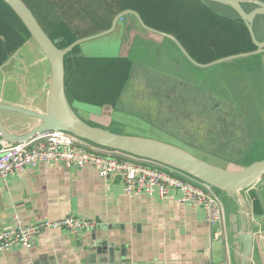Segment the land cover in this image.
I'll return each mask as SVG.
<instances>
[{
	"label": "crops",
	"instance_id": "crops-1",
	"mask_svg": "<svg viewBox=\"0 0 264 264\" xmlns=\"http://www.w3.org/2000/svg\"><path fill=\"white\" fill-rule=\"evenodd\" d=\"M118 27L119 31L107 38L108 48L103 49L105 53H91L81 47L74 58L130 61L128 56L132 53V48L128 51L129 47L124 49V46L129 43L126 36L131 31L137 34L133 43L135 40L143 43L148 41L146 44L149 49L153 51L157 46L155 51L159 54L164 39L143 34L137 25H133L129 20H123ZM126 28L131 30L123 32ZM168 44L167 53L176 54L172 51L175 45L172 43L173 47L171 43ZM109 50L114 52L110 53ZM163 61L169 62L183 74V77L178 78V91L194 92L201 96L203 89L199 85L200 78L189 69L198 67L184 58L183 61L176 59L175 55L171 58L163 56ZM130 62L132 68H137L135 62ZM31 67L37 71L33 76L28 75ZM69 76L67 73L66 81ZM1 78V103L41 112L45 110L48 65L40 53H36L35 59L25 65V74L20 73V79L14 85L7 84L2 75ZM128 83L129 81L121 88L114 105L93 104L77 99L67 89L66 92L75 111L85 121L113 132L129 133V124L123 120V116H133L121 111L118 105ZM135 118L141 121L137 123L138 126H145L141 119ZM1 119L7 127L16 131L23 130L27 123L8 113L1 114ZM138 126L135 125L134 132L140 130ZM149 127L151 126L148 124L147 128ZM82 144L97 153H108L89 143ZM234 155L238 159H226L223 152L212 154L211 157L216 165L228 170H236L257 161L244 162L248 152L242 154L239 151ZM118 156L135 162H147L122 154ZM260 185L257 184L246 192L254 207L255 203L258 206L259 203L264 204V199L261 202L258 193ZM223 210V223L211 226L204 211L179 203L177 193H171L164 200L147 196L129 199L123 194L118 177L99 178L90 167L79 169L57 164H39L25 171L12 173L4 179L0 178V232L12 225L14 217H19L25 224L74 217L87 220L92 226L78 233L64 229L43 231L35 237L30 249L14 245L7 251H0V264H31L36 261L47 264H89V247L102 240L114 242L116 247H125L126 257L131 259L133 264H202L205 261L212 264H234L231 260L224 206ZM94 236L97 238L92 241ZM254 247V261L264 264V230L255 236Z\"/></svg>",
	"mask_w": 264,
	"mask_h": 264
},
{
	"label": "water",
	"instance_id": "water-1",
	"mask_svg": "<svg viewBox=\"0 0 264 264\" xmlns=\"http://www.w3.org/2000/svg\"><path fill=\"white\" fill-rule=\"evenodd\" d=\"M1 1L16 15L28 32L29 38L0 66V77L2 75L7 84L14 85L20 79V73L25 74V65L35 59L36 53H40L48 65V81L43 112L0 102V151L28 143L45 133L64 132L99 149L154 163L184 175L211 189L224 206L233 263L257 264L254 261L256 255L254 244L255 236L263 233L264 230V206L259 203L260 210L256 211L246 192L260 181H264V159L236 170H228L216 165L215 161L203 156L201 158L195 156L189 151L193 150L192 148L165 143L154 136L143 135L141 132H113L85 121L75 111L66 92L65 58L75 48L80 49L83 44L113 36L119 31L118 26L123 20L132 21L133 25L135 23L147 36L153 35L158 39L172 42L183 56L198 68H209L225 61L258 55L264 52V40H257L254 22L258 17H264V2L261 0H193L207 7H209L207 3H215L234 11L247 29L256 48L251 52L200 64L190 57L174 36L147 26L138 12L132 9L116 14L108 29L79 38L63 48H58L63 39L51 40L23 0ZM244 5H252L253 9L246 11ZM124 30L129 32L131 29ZM103 42L107 46L106 41ZM159 54H161L160 51ZM128 58L135 62L132 54ZM163 63L167 67L176 68L167 61ZM36 72L35 68L31 67L28 75L33 76ZM3 113L16 115L25 120L27 123L24 129L16 131L7 127L1 119ZM96 238L97 236H94L92 241ZM89 248L91 252L88 257L89 264H133L131 259L126 257L125 247H116L114 242L102 240ZM31 264L47 263L36 261ZM202 264L212 263L205 261Z\"/></svg>",
	"mask_w": 264,
	"mask_h": 264
},
{
	"label": "rangeland",
	"instance_id": "rangeland-1",
	"mask_svg": "<svg viewBox=\"0 0 264 264\" xmlns=\"http://www.w3.org/2000/svg\"><path fill=\"white\" fill-rule=\"evenodd\" d=\"M197 9L182 0H159L158 6L161 18H175L170 23L167 20L169 28L183 24L198 36L190 46L201 47L207 38H200L206 31L203 30L205 23L194 14ZM213 9H217L216 6ZM220 12L230 14L225 9ZM76 21L81 28L84 22ZM254 31L259 40L264 38L263 18L255 20ZM136 36L132 31L126 36L129 43L124 49L129 47V51L132 48L137 68H132L131 79L118 104L121 111L133 116H123L130 127L127 132L137 133L133 131L135 125L141 122L137 117L145 123L144 127L138 126L141 134L179 147L192 148L189 151L200 158L203 156L214 161L211 155L223 152L226 159H238L234 153L240 151L242 154L249 153L244 158L246 163L264 159V93L262 96L259 93L261 90L264 92V54L225 61L209 68H189L200 78L199 85L203 90L211 89L213 99L205 91L200 97L198 93L178 91V76L181 78L183 74L177 68L164 65L162 60L164 55L169 58L175 55L181 61L184 57L176 48L172 50L176 54H168L169 42L166 39L161 42V54H158L155 51L157 46L150 50L146 44L148 41L135 40L133 43ZM106 40L88 42L82 47L91 53L102 54L105 53L103 49L108 48L103 42ZM238 46L226 43L223 47H215L214 53L235 50ZM209 98L211 101H206ZM213 100L218 105L217 111H213ZM148 124L151 127L147 128ZM259 184L258 193L262 202L264 181Z\"/></svg>",
	"mask_w": 264,
	"mask_h": 264
},
{
	"label": "trees",
	"instance_id": "trees-1",
	"mask_svg": "<svg viewBox=\"0 0 264 264\" xmlns=\"http://www.w3.org/2000/svg\"><path fill=\"white\" fill-rule=\"evenodd\" d=\"M23 1L51 40L63 39L58 48L71 44L77 38L108 29L116 14L126 9H132L138 12L147 26L173 35L201 64L221 59L230 54L246 53L255 49L250 42L247 29L235 12L215 3H207L209 6L207 7L198 1L182 0L186 4L198 7L194 14L205 23L203 30L206 32L200 38L206 37L207 39L200 45L201 47H197L194 44L190 46V43L198 38L196 33L185 28L183 24L172 28L166 25L168 22L175 21V18L160 17L159 0ZM262 1L264 2V0ZM215 6L220 11L221 9L229 11L230 14L213 9ZM243 7L246 11L253 9L252 5ZM258 18L264 19V17ZM76 20L84 22L81 28L76 24ZM28 38L29 34L22 23L12 10L0 0V66ZM244 40L246 44L238 46L235 50L228 52L221 50L220 53H214L213 48L215 47H223L226 43L240 44ZM209 51L211 53H208ZM77 52L78 48H75L65 58V73L70 74L66 81V89L79 100L98 105H114L121 88L131 79L132 63L123 59H76L74 55ZM202 52H207L208 55H200ZM75 68L76 70H74ZM254 208L258 211V204L255 203Z\"/></svg>",
	"mask_w": 264,
	"mask_h": 264
},
{
	"label": "built area",
	"instance_id": "built-area-1",
	"mask_svg": "<svg viewBox=\"0 0 264 264\" xmlns=\"http://www.w3.org/2000/svg\"><path fill=\"white\" fill-rule=\"evenodd\" d=\"M82 143L70 134L49 132L28 143L3 149L0 151V178L39 164L90 167L99 178L118 177L122 192L129 199L147 196L164 200L171 193H177L179 203L204 211L211 226L223 223V206L205 185L154 163L135 162L119 157V153H97ZM91 226V222L74 217L33 224H25L14 217L12 225L0 232V251H7L14 245L30 249L35 237L43 231L64 229L78 233Z\"/></svg>",
	"mask_w": 264,
	"mask_h": 264
},
{
	"label": "flooded vegetation",
	"instance_id": "flooded-vegetation-1",
	"mask_svg": "<svg viewBox=\"0 0 264 264\" xmlns=\"http://www.w3.org/2000/svg\"><path fill=\"white\" fill-rule=\"evenodd\" d=\"M244 25V24H243ZM255 32V31H254ZM171 35V34H170ZM173 36V35H172ZM257 38V37H256ZM241 39V38H240ZM250 39V38H249ZM257 40L258 41H263L264 40V38L263 39H258L257 38ZM168 41V40H167ZM169 43H171L172 44V42H170V41H168ZM180 42V41H179ZM250 42H251V44L253 45V43H252V41H251V39H250ZM181 43V42H180ZM246 44V41L244 40L243 42H241L240 44H239V46H243V45H245ZM173 45V44H172ZM181 45L183 46V48L187 51V53L190 55V57L194 60V58L192 57V55L188 52V50H187V48L181 43ZM254 46V45H253ZM173 47H174V45H173ZM255 47V46H254ZM175 48H176V46H175ZM177 49V48H176ZM195 49H196V47H195ZM212 49V48H211ZM256 49V48H255ZM254 49V50H255ZM178 50V49H177ZM213 50H214V48H213ZM178 52H179V54L182 56V57H184L183 56V54L178 50ZM208 53H211V51H209ZM208 53L207 52H202L200 55H208ZM237 54H240V53H237ZM261 54H264V52L263 53H261ZM231 55H236V54H230V55H228V56H231ZM228 56H226V57H228ZM224 58V57H223ZM184 59H186L185 57H184ZM187 60V59H186ZM195 61V60H194ZM187 62H188V60H187ZM210 90L211 89H208V90H202V92L203 91H205V93H208V96L210 97H212L213 98V96H212V94H211V92H210ZM259 93H260V95L262 96V93H264L263 92V90H261V91H259ZM213 99H215V98H213ZM206 101H211L210 100V98L209 99H206ZM213 102H214V109H213V111H217L218 110V105H216L215 104V100H213Z\"/></svg>",
	"mask_w": 264,
	"mask_h": 264
}]
</instances>
